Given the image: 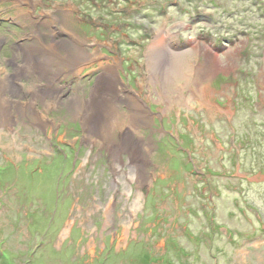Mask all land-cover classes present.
<instances>
[{
    "label": "rangeland",
    "instance_id": "obj_1",
    "mask_svg": "<svg viewBox=\"0 0 264 264\" xmlns=\"http://www.w3.org/2000/svg\"><path fill=\"white\" fill-rule=\"evenodd\" d=\"M75 35L147 123L121 97L102 142L71 106L97 62L30 71L38 42L65 56ZM2 79L0 264H264V0L1 2Z\"/></svg>",
    "mask_w": 264,
    "mask_h": 264
},
{
    "label": "bare ground",
    "instance_id": "obj_2",
    "mask_svg": "<svg viewBox=\"0 0 264 264\" xmlns=\"http://www.w3.org/2000/svg\"><path fill=\"white\" fill-rule=\"evenodd\" d=\"M75 36L78 40L75 41V44H73L71 49L73 53L65 56H61L59 52L57 55L58 48L54 44L52 45L53 53L45 52L43 45H41L43 43L38 42L40 45L27 51L25 55L30 71L33 73V71H47L49 69L58 70L61 67H66L71 69L72 72H80L86 65L97 62L99 64V69L97 67L96 70L98 69L102 72L88 98H81L80 96L75 95L71 98V106L75 109V117L82 121L85 129L90 131L91 135H99L98 137L102 142L107 141L108 136H111L115 130L123 129L121 127L122 112H120L121 97L127 102L129 108L128 119L131 118V126L135 128L137 123H147L149 120V113L146 110V107L143 106L137 97L126 93L123 89V84L119 77V64L116 62L111 63L109 60L105 63V61L101 60L102 56L97 51L89 52V50L84 47L83 40H80L77 35ZM165 49L167 48L163 41L155 39L150 47V53L154 54L156 52V56L159 54L163 55ZM208 62L212 65L215 63L210 53H208ZM183 65L186 66L185 63ZM180 75V71H175L176 78L180 77ZM208 76L209 73L207 72L203 75V79H206ZM11 83L13 84L14 82L9 83V80L7 79H2L0 81L1 123L8 122L10 118V102L4 97V93L12 86ZM200 88L201 90L204 88L202 83H200ZM38 94L39 96L43 95L39 91ZM35 95L34 97H36ZM204 104H206V102ZM48 105H50V103ZM212 106L216 107L214 105ZM23 108L32 110L34 105L33 103H30ZM112 147L114 154H120L121 149L119 145H113Z\"/></svg>",
    "mask_w": 264,
    "mask_h": 264
},
{
    "label": "trees",
    "instance_id": "obj_3",
    "mask_svg": "<svg viewBox=\"0 0 264 264\" xmlns=\"http://www.w3.org/2000/svg\"><path fill=\"white\" fill-rule=\"evenodd\" d=\"M177 147H179V144L177 143Z\"/></svg>",
    "mask_w": 264,
    "mask_h": 264
}]
</instances>
